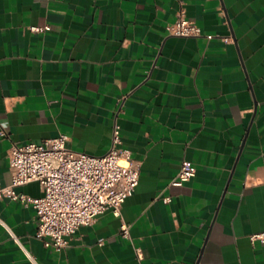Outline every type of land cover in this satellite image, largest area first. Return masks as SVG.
Wrapping results in <instances>:
<instances>
[{"label": "crops", "instance_id": "crops-1", "mask_svg": "<svg viewBox=\"0 0 264 264\" xmlns=\"http://www.w3.org/2000/svg\"><path fill=\"white\" fill-rule=\"evenodd\" d=\"M178 14L202 34H171ZM114 122L139 164L120 215L56 249L32 205L4 197L0 264H264L249 239L264 230V0H0V183L12 141L63 134L101 155ZM184 160L195 175L169 185Z\"/></svg>", "mask_w": 264, "mask_h": 264}, {"label": "built area", "instance_id": "built-area-1", "mask_svg": "<svg viewBox=\"0 0 264 264\" xmlns=\"http://www.w3.org/2000/svg\"><path fill=\"white\" fill-rule=\"evenodd\" d=\"M44 28L30 26L34 31ZM170 33L199 36L202 30L194 20L178 14ZM212 36L206 35L207 38ZM223 39L228 41L230 36H223ZM4 135L2 126L0 136ZM66 141L67 137L63 134L23 144L12 141L8 148L11 179L9 184L0 183V199L8 197L32 205L37 221L35 236L46 246L56 249L66 245V236L80 226L90 224L99 213L110 210L119 216L123 201L133 193L139 177L138 161L121 147L116 122L112 127L110 146L101 155L74 150L67 146ZM195 172L196 167L184 160L169 185L181 186ZM31 181L38 182L40 196L32 197L17 191L18 186ZM128 229V224L123 222L120 234L127 237ZM249 239L264 244V230L251 233ZM135 251L140 258V249Z\"/></svg>", "mask_w": 264, "mask_h": 264}]
</instances>
